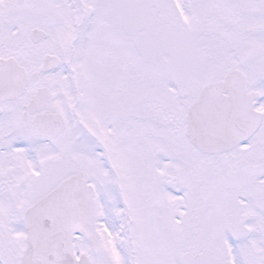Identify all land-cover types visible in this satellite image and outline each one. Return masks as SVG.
Returning a JSON list of instances; mask_svg holds the SVG:
<instances>
[{"label":"snow or ice","instance_id":"1","mask_svg":"<svg viewBox=\"0 0 264 264\" xmlns=\"http://www.w3.org/2000/svg\"><path fill=\"white\" fill-rule=\"evenodd\" d=\"M0 264H264V0H0Z\"/></svg>","mask_w":264,"mask_h":264}]
</instances>
